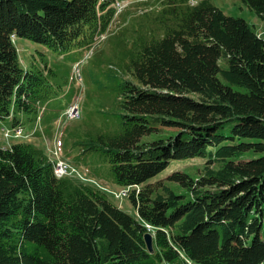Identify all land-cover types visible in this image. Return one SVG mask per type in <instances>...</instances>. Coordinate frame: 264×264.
<instances>
[{
    "label": "trees",
    "instance_id": "trees-1",
    "mask_svg": "<svg viewBox=\"0 0 264 264\" xmlns=\"http://www.w3.org/2000/svg\"><path fill=\"white\" fill-rule=\"evenodd\" d=\"M157 1L153 21L109 39L119 55L106 82L114 129L75 143L108 163L96 177L132 188L139 220L102 190L58 178L37 146L0 147V264H264V39L213 0ZM242 1L264 20V0ZM117 2L0 0V124L27 130L62 92L21 68L14 40L58 56L89 51ZM154 124L175 131L143 143ZM192 159L204 160L198 177L168 178L182 192L153 181Z\"/></svg>",
    "mask_w": 264,
    "mask_h": 264
},
{
    "label": "rangeland",
    "instance_id": "rangeland-1",
    "mask_svg": "<svg viewBox=\"0 0 264 264\" xmlns=\"http://www.w3.org/2000/svg\"><path fill=\"white\" fill-rule=\"evenodd\" d=\"M190 1L197 3L198 0ZM148 2V6L141 5ZM213 3L226 15L245 19L264 39V20L251 11L242 0H213ZM159 8L160 4L157 0L139 1V3L125 2L117 6V16L110 27L107 38H103L104 41L100 42L93 52L86 49L67 56H58L44 45L24 38H16L14 43L18 51L21 68L26 72L34 71L46 76L50 84L61 87L62 92L47 106L38 127L37 125L29 127L24 131L25 135L17 136L15 134L12 121L0 124L1 148L6 149L16 144L27 143L43 150L52 161L60 159L70 163L88 178L85 180L86 183L102 190L111 203L137 220H139V213L129 197L119 195L127 191V188L115 184H106L94 175L93 172H96L98 167L108 166L103 155L101 153L82 155L75 143L82 141L89 132L94 134L105 133L113 130L115 126L113 114L117 112V106L110 91L116 87L113 85L108 91L106 82L110 77L109 69L113 67L114 73L117 72L116 69H119V55L109 39H112L119 32L132 29V24L153 21L158 15ZM77 73L81 74L83 81H79ZM76 104L80 105L82 117L74 121L63 120L64 123L59 124V118L72 105L74 110L68 117L70 119L80 117L79 107ZM36 127L38 132L34 134ZM154 127L157 130L145 136L142 139L143 143H152L164 139L169 133L175 131L173 129L158 131L161 127L157 124H154ZM54 150L58 151L59 156L54 154ZM204 166L203 159L173 162L153 181H160L180 193L182 189L179 185L171 183L168 180L169 176L176 172H189L194 177H198ZM186 264L196 263L187 262Z\"/></svg>",
    "mask_w": 264,
    "mask_h": 264
},
{
    "label": "water",
    "instance_id": "water-1",
    "mask_svg": "<svg viewBox=\"0 0 264 264\" xmlns=\"http://www.w3.org/2000/svg\"><path fill=\"white\" fill-rule=\"evenodd\" d=\"M145 241L150 254L154 253V238L151 234H146Z\"/></svg>",
    "mask_w": 264,
    "mask_h": 264
},
{
    "label": "built area",
    "instance_id": "built-area-1",
    "mask_svg": "<svg viewBox=\"0 0 264 264\" xmlns=\"http://www.w3.org/2000/svg\"><path fill=\"white\" fill-rule=\"evenodd\" d=\"M73 109H74V108H73ZM73 109H72V110H69V112H68V116H69L70 114H72ZM18 134H21V132L19 131ZM57 167H58V175L61 174V173H63V172H68V170H69V167H68L66 164H64V163H59V164L57 165Z\"/></svg>",
    "mask_w": 264,
    "mask_h": 264
},
{
    "label": "bare ground",
    "instance_id": "bare-ground-1",
    "mask_svg": "<svg viewBox=\"0 0 264 264\" xmlns=\"http://www.w3.org/2000/svg\"><path fill=\"white\" fill-rule=\"evenodd\" d=\"M71 108H72V107H71ZM71 108H70V109H71ZM76 108H77V107H76ZM72 109H73V108H72ZM72 109H71V110H72ZM73 110H74V109H73ZM77 111H78V110H77ZM66 174H67V172H63V173H61V174L58 175V167H56V175H57L58 177H62V176H64V175H66Z\"/></svg>",
    "mask_w": 264,
    "mask_h": 264
}]
</instances>
